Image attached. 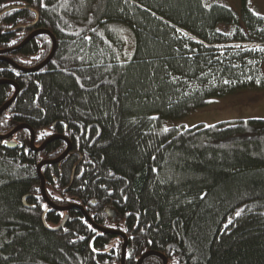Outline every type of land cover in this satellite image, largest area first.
I'll use <instances>...</instances> for the list:
<instances>
[{"label":"trees","instance_id":"trees-1","mask_svg":"<svg viewBox=\"0 0 264 264\" xmlns=\"http://www.w3.org/2000/svg\"><path fill=\"white\" fill-rule=\"evenodd\" d=\"M29 6L36 16L17 7ZM16 7V8H15ZM134 34L123 61L120 29ZM221 29H229L224 32ZM46 30L56 50L40 71L0 60L19 92L0 115V264H264V121L165 128L210 101L264 89V19L204 0H0V51ZM13 41L15 43H13ZM48 35L5 55L22 68L49 56ZM15 88L0 85V108ZM167 129V131H165ZM8 143H15L14 149ZM239 213V215H237ZM127 255L130 257L127 258ZM162 264L149 257L142 264Z\"/></svg>","mask_w":264,"mask_h":264},{"label":"rangeland","instance_id":"rangeland-1","mask_svg":"<svg viewBox=\"0 0 264 264\" xmlns=\"http://www.w3.org/2000/svg\"><path fill=\"white\" fill-rule=\"evenodd\" d=\"M205 4H219L232 10L239 18L243 3L257 16L264 19V0H204ZM229 32V29H221ZM124 55L123 61H129L134 54V34L129 27L122 26ZM262 120L264 121V89L246 90L222 98H217L203 109L196 110L189 115L169 120L165 128L191 129L197 126L211 127L220 123L234 121Z\"/></svg>","mask_w":264,"mask_h":264},{"label":"water","instance_id":"water-1","mask_svg":"<svg viewBox=\"0 0 264 264\" xmlns=\"http://www.w3.org/2000/svg\"><path fill=\"white\" fill-rule=\"evenodd\" d=\"M16 8V7H15ZM17 10L19 11H30V12H33L36 16V19H35V22L30 25L29 27H22V26H19V27H16L14 28L12 31H17V30H20V29H24V28H33L37 21H38V13L36 10H34L33 8L29 7V6H24V7H17L16 8ZM0 34H1V31H0ZM41 34H46L50 37L51 39V42H52V50L49 54V56L45 59V61H43L40 65H38L37 67H34V68H22L20 66H18L17 64H15L13 61H11L10 59H8L7 57H5V55H10V54H15L17 52H19L20 50L23 49V47L25 45H27L33 38H35L36 36L38 35H41ZM55 50H56V40H55V37L50 34L48 31L46 30H37V31H34L33 33H31L22 43H20L18 46H15L13 48H10V49H7V50H4V51H0V60L1 61H4L6 63H8L9 65H11L13 68H15L16 70L22 72V73H33V72H37V71H40L42 70L50 61L51 59L53 58V55L55 53ZM3 84H9L11 86H13L15 88V93L12 97L11 100H9L7 103H5L1 108H0V115L3 114L7 109L8 107L10 106V104L12 103V101L15 99V97L17 96L18 92H19V88L18 86L14 83V82H11V81H0V85H3ZM22 129H26L28 131H30L31 133V139H30V149L32 150H41L43 149L47 144H49L50 142L56 140V139H63V137L61 136H51L50 138H48L42 145L40 148H35V145H34V133L33 131L28 128L27 126L25 125H21L17 128H15L12 132H10L8 135L6 136H2L0 137V139H8L10 136L14 135L15 133H17L18 131L22 130ZM8 148L9 149H14L16 148V144L15 143H8ZM71 150V145L69 142H67V148L66 150L64 151V153L58 157L57 159H54V160H50V161H43L41 162L38 166H37V173H38V176L41 180V193H42V197L44 199V202L48 205L49 207V210L45 211L42 215V223L44 225V227L49 230V231H58L60 229H62L66 222H67V219H68V216H65L62 220V222L60 223V225H58L57 227L55 228H50L47 226L46 222H45V216L46 214L50 211V210H54V211H58L60 213H63V212H68L70 211L71 209H75V210H79L81 212V214L83 215V217L85 218V220L94 228L96 229L97 231L101 232L102 234H105V235H111V236H116V237H120L124 240V243L122 245V248H121V264H124V258H125V247H126V244H127V241H126V238H125V235L123 233H121L120 231L118 230H114V229H104V228H101L97 225H95L92 220L89 218V216L87 215V213L79 206L77 205H71L69 207H66V208H60V207H57L53 204H51L49 202V200L47 199L46 197V194H45V187H44V179L40 173V169L43 167V166H46V165H55V164H58L62 159H64V157L69 153V151ZM149 257H160L163 259V264H167V259L165 258V256H163L162 254L160 253H157V252H146L144 253L140 259L137 261L136 264H141L145 259L149 258Z\"/></svg>","mask_w":264,"mask_h":264},{"label":"flooded vegetation","instance_id":"flooded-vegetation-1","mask_svg":"<svg viewBox=\"0 0 264 264\" xmlns=\"http://www.w3.org/2000/svg\"><path fill=\"white\" fill-rule=\"evenodd\" d=\"M117 238H120V237H117ZM120 239H122V238H120ZM127 258L130 259V257H129L128 255H127ZM157 258L160 259L161 263L163 264V262H164L163 259L160 258V257H157ZM143 262H144V261H143ZM143 262H142V263H143ZM142 263H141V264H142ZM119 264H121V260H120ZM124 264H125V258H124ZM148 264H155V263H148ZM156 264H158V263H156Z\"/></svg>","mask_w":264,"mask_h":264},{"label":"snow or ice","instance_id":"snow-or-ice-1","mask_svg":"<svg viewBox=\"0 0 264 264\" xmlns=\"http://www.w3.org/2000/svg\"><path fill=\"white\" fill-rule=\"evenodd\" d=\"M13 43H15V42L13 41ZM165 131H167V129H165ZM237 215H239V213H237Z\"/></svg>","mask_w":264,"mask_h":264},{"label":"bare ground","instance_id":"bare-ground-1","mask_svg":"<svg viewBox=\"0 0 264 264\" xmlns=\"http://www.w3.org/2000/svg\"><path fill=\"white\" fill-rule=\"evenodd\" d=\"M12 132V131H11ZM48 206V205H47ZM47 211V210H46ZM43 215V214H42Z\"/></svg>","mask_w":264,"mask_h":264}]
</instances>
